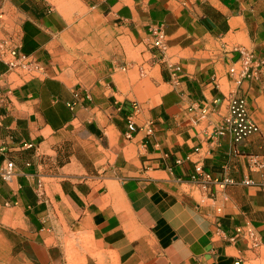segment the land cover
Segmentation results:
<instances>
[{
  "label": "crops",
  "instance_id": "0c3cea01",
  "mask_svg": "<svg viewBox=\"0 0 264 264\" xmlns=\"http://www.w3.org/2000/svg\"><path fill=\"white\" fill-rule=\"evenodd\" d=\"M81 1L111 36L86 59L52 0H0V43L32 62L0 55V264H264L237 232L264 242V72L240 88L259 130L216 132L229 66L264 57V0Z\"/></svg>",
  "mask_w": 264,
  "mask_h": 264
},
{
  "label": "built area",
  "instance_id": "2783aa9c",
  "mask_svg": "<svg viewBox=\"0 0 264 264\" xmlns=\"http://www.w3.org/2000/svg\"><path fill=\"white\" fill-rule=\"evenodd\" d=\"M152 47L156 49L157 53L164 55L166 49L165 33L162 27H157L153 30V40L151 42ZM6 50L12 56V59L6 61L9 69L22 64L24 68L32 67L31 60H28V56L18 52L14 47H6L4 42L0 43V55ZM30 68V67H29ZM264 72V57L257 56L253 51L247 49H241L238 59L233 62L228 68V73L231 74L236 83L237 89L229 92L223 99L227 102V114L223 117L222 122L216 127L217 134H224L228 132L235 143H240L245 137L259 130L258 125L252 120L248 113L247 99L245 95L240 91L241 85L245 80H254L261 76ZM219 98L214 101L219 102ZM133 108H138L136 103H133ZM136 126L132 118H128L126 123V137H130L131 133L135 130ZM31 147L32 144H27ZM179 161V160H178ZM253 164L257 165L256 161ZM260 167H264V163L258 164ZM198 179L201 183H205L209 179L207 173L202 172L197 168ZM15 163L12 160H7L4 164L0 165V178L10 183L15 177ZM196 176H193L195 178ZM227 181H232L227 179ZM241 183L252 184L250 179H244ZM37 192L42 195L44 192L42 182L37 184ZM225 199V196H223ZM220 211V207L217 208ZM237 232L245 238L251 247H257L259 245L264 246L254 229V227L246 223L244 226L237 228Z\"/></svg>",
  "mask_w": 264,
  "mask_h": 264
},
{
  "label": "rangeland",
  "instance_id": "374dc122",
  "mask_svg": "<svg viewBox=\"0 0 264 264\" xmlns=\"http://www.w3.org/2000/svg\"><path fill=\"white\" fill-rule=\"evenodd\" d=\"M56 6L69 13L72 16V25L74 29L81 31V36L78 37V41L75 44L77 53V58H87V55L97 56L102 55L100 51L102 43H106L108 40H111L110 30H107L104 25L101 24V21L97 18L89 16L90 11L84 6L81 0H52ZM128 45H131L127 39H121L120 46L122 55L123 48H125V56L134 57L137 55L130 52L127 48ZM93 48L95 51H93Z\"/></svg>",
  "mask_w": 264,
  "mask_h": 264
}]
</instances>
